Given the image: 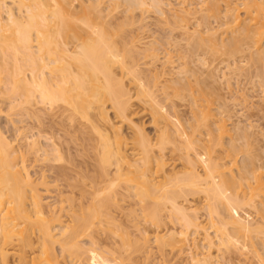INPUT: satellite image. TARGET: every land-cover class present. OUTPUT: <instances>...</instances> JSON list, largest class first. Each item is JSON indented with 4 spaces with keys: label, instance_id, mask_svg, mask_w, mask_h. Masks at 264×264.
I'll use <instances>...</instances> for the list:
<instances>
[{
    "label": "bare ground",
    "instance_id": "obj_1",
    "mask_svg": "<svg viewBox=\"0 0 264 264\" xmlns=\"http://www.w3.org/2000/svg\"><path fill=\"white\" fill-rule=\"evenodd\" d=\"M187 1L181 0L172 18V27L183 31L184 39L177 37L186 39V44L177 47L182 62L175 70L171 58H165L149 79L135 68L138 55L133 46L139 33L129 36L133 30L124 27L138 22L136 9L150 7L163 17L161 0H32V5L22 9L14 7L16 0H0V41H4L0 44V70L5 73L0 75V84L8 89L7 95L22 100L21 119L16 123H25L11 125L12 132L22 134L21 143L0 132V264H135L129 256H136L150 241L147 229L142 233L146 236L141 238L143 244L137 241L117 251L108 249L112 259L94 242V235L102 233L110 234L114 243L120 226L110 208H122L124 197L142 208L150 228L155 229L153 239L159 249L179 246L190 264H219L213 249L236 243L237 238L228 233L227 224L217 214L216 200L228 209L254 206L251 195L264 190V176L249 148L252 134L241 131L236 123L233 132L225 125L230 111L224 108L226 97L218 86V65L214 63L236 78L254 72L264 82V2L242 0L239 7L233 0H224V4L201 0L200 6L190 7ZM154 52L151 48L144 55L146 65L159 61ZM168 65L175 78L162 81V93L170 89L168 95L181 97L190 115L193 133L184 146L174 137L182 138L178 128L172 132L166 125L159 127L168 121V114L156 95L157 81L170 75L164 72ZM139 116H148L156 128L155 139L144 132V118L137 123ZM74 139H81L84 149L74 150L69 145ZM191 149L204 156L202 174L194 164L199 156L191 157ZM241 152L245 153L236 160ZM72 155L86 160L80 159L78 164ZM167 156L183 161L181 170L168 169ZM26 161L32 163L31 168L39 161L51 166L48 171L64 181L77 179L74 185H66L74 196L55 200L47 208ZM53 163L63 164L55 167ZM232 167H237L236 176ZM46 171L40 172L41 184ZM242 185L251 191L248 200L245 193L236 192ZM227 189L244 200L233 198ZM200 193L207 202L209 232L197 217L198 207L179 204L183 196ZM164 208L180 231L173 226L162 230L163 234L156 231L168 219L162 217ZM259 209L264 213V203ZM233 217V224L246 237L264 234V221L252 229L251 220L237 214ZM199 231L205 233L197 242ZM84 237L90 238V247L81 244ZM199 243L203 252L190 254Z\"/></svg>",
    "mask_w": 264,
    "mask_h": 264
},
{
    "label": "rangeland",
    "instance_id": "obj_2",
    "mask_svg": "<svg viewBox=\"0 0 264 264\" xmlns=\"http://www.w3.org/2000/svg\"><path fill=\"white\" fill-rule=\"evenodd\" d=\"M162 4H163V12H164V16L162 17L155 9L147 7V8H143V9H136L135 13L138 14L137 16V20L138 22L133 25V26H125L124 29L125 30H129L132 29L133 32L132 33H128V35H132V34H136L139 37V41L137 44L135 41V45L133 46L136 54L138 55L136 60H135V68L138 70L139 73H141L142 75L148 77L149 79L154 78L156 72H153V69L155 67H159V63L164 61L165 58L170 57L172 63V66H174L175 70L177 69V65H179L182 61L179 60V54H177L178 52V48L179 45L182 46V44H186V39H184V36L180 35L181 32L183 33L182 29L179 30L178 27H172L173 24V20H174V15H176V11L179 8V4L181 2V0H161ZM231 1V0H229ZM201 0H188L186 2V4H190V7H198L200 6ZM236 6L241 5L242 0H233L232 1ZM264 2V0H263ZM218 4H224V0H218L217 1ZM19 6L21 9L24 8V6H28V5H32V0H16V4L15 6ZM220 9H223L222 6L220 7ZM128 13V12H127ZM129 14V13H128ZM164 18H166L168 24L165 22ZM173 18V20H172ZM171 20V21H170ZM193 20V18L191 19V21ZM210 25L214 28H216L217 24L212 22V19ZM173 21V22H172ZM175 23V22H174ZM171 24V25H170ZM215 24V26H213ZM174 25V24H173ZM184 26V23L180 24ZM210 26V27H211ZM178 30H176V29ZM173 31H172V30ZM195 29V27L193 28ZM175 30V31H174ZM192 29H190L189 31L191 32ZM172 31V32H170ZM173 33V34H172ZM171 34V35H170ZM178 34L180 35V37L182 36V38H178ZM178 36V37H177ZM182 39V41L180 40ZM172 40V41H171ZM184 41V42H183ZM4 41H0V44L3 43ZM175 42H178V44H176ZM180 43V44H179ZM153 49L155 52L154 54L157 55L158 57V62H155L154 64H152L151 66L146 65V61L144 60V55L150 54L149 50ZM215 65V69L218 71H214L217 75V77L219 78V83L218 86L222 89L221 94H223L224 97H226L225 103H227V107L224 106V108H227L230 112L228 115L229 116V120H225V125L227 127V129H231L230 131L233 132L234 130L232 129L233 124L236 123V126L240 125L239 127H241V131H246L248 133H251L253 137L250 136V151L252 154H254L256 156V161H255V166L260 168V166L262 167L260 170V172H262V175L264 176V82L262 80H258V75L255 76L254 72L253 74H246L244 73L239 74V77L236 78L235 75H231L228 72V69L224 66H220V64H218L217 62L214 63ZM213 64V66H214ZM238 66H242L243 64H237ZM168 65L166 66V68L164 69V72L169 73L170 75H165L163 78H160V80L157 81V89H156V95L158 96V98L161 101V107L167 112L168 115H166V120H170L168 121H162V124L159 125L160 128H163L165 125L167 127V129H169L170 131H175L177 128L178 130H180L181 134H182V138L174 135V137L176 138V140L178 141V143H180L182 146L185 145V141H187V137L193 133L192 129H191V125L189 122V111H188V107L186 106V102L181 98V97H173L170 94L168 95V93L170 92V89L166 91V93H162V85L163 82L162 81H166L169 78H175V74H172V71H170V68ZM177 66V67H176ZM217 67V68H216ZM219 67V68H218ZM214 69V70H215ZM252 73V71H251ZM1 74H5L4 71L3 73L0 70V75ZM249 77L246 78L245 77ZM253 75V77H251ZM243 76V77H241ZM257 77V79L255 77ZM246 79H245V78ZM260 78V76H259ZM254 79V80H253ZM261 79V78H260ZM246 80H248L246 82ZM258 80V81H257ZM253 81V82H252ZM263 83H262V82ZM244 82V83H243ZM260 82V83H259ZM153 82H151L152 84ZM249 83V84H248ZM252 83V84H251ZM168 84V82H167ZM262 84V85H261ZM168 86V85H167ZM227 89V90H225ZM7 88H5L4 84H0V91L3 93L0 95V132H2V134L4 136L7 137L8 140H14L15 143H21V137L22 134L17 135V133L12 132L11 131V125H14L15 127H21L23 125H25V123H16V121L21 119V115L19 114L21 112V103L22 100H15V98L10 97V95H7ZM228 92V93H227ZM6 94V95H5ZM232 96H234L235 98H233ZM232 97V98H231ZM231 98V100H230ZM230 101V102H229ZM230 103V104H229ZM172 106H174V109L172 108ZM214 106H216L214 104ZM232 106V107H231ZM217 108V106H216ZM232 108V109H230ZM232 113V114H230ZM233 113H236L235 115ZM141 119V122L139 121L138 117H137V123H142V118H144L143 123L144 124L143 128H144V132L147 133L149 135L150 138L155 139V135L156 132L154 129H156L152 124L149 123L147 117H143V116H139ZM142 117V118H141ZM235 118V119H234ZM10 119L13 120V123H10ZM147 119V120H146ZM235 120V121H234ZM238 120V121H237ZM233 122V123H232ZM239 124H238V123ZM231 127V128H230ZM239 131V129H238ZM250 131V132H249ZM240 132V131H239ZM254 132V133H252ZM196 136H198L199 132L195 133ZM233 134V133H231ZM255 137V138H254ZM78 139V138H77ZM75 140V141H74ZM72 143H70L69 141V145L72 147L76 145H78L76 148L74 147V150H76L78 148V151L84 147L82 146V144L85 146L84 143L79 142L81 139H79V141H77L76 139H74ZM253 140V141H252ZM255 142V143H253ZM79 143H81V145H79ZM197 146V145H196ZM170 147V146H168ZM199 146H197L196 148L199 150L198 148ZM195 149L194 151L188 150V153L190 154L191 157H194L195 154L198 157V159L195 160V168L196 170L202 174L203 171V161L202 158L204 157L203 155H201L200 152H198V150ZM246 152V151H245ZM245 152H241L236 156V160H239L240 157L245 153ZM81 153V152H80ZM80 153H78L77 155H80ZM200 153V154H199ZM248 153V152H247ZM73 156V157H77L75 160L78 164L80 163V159H85L86 158H82L80 156ZM169 156V154H167ZM174 154V158L176 157ZM167 156V158H168ZM80 157V158H79ZM172 156L170 158H168V160L166 161L167 164V168L171 169L172 167L175 168V170H181V167H183V161H178L173 158ZM178 157V156H177ZM258 157V160H257ZM172 158L174 159V161L172 160ZM177 159V158H176ZM258 161V162H257ZM41 161L38 162V165L35 166L34 168H31L32 163H30L29 161H26V169L27 171L30 173L31 179L34 180L36 183H38L39 188H41L42 191V198H43V202L44 205L47 206V208H49L48 206H51L55 200L58 199H64L65 197H73L74 195H71L67 189L68 184H72L74 185L75 182H77L78 180L73 178V180L71 179L70 181H64L61 177L56 178L55 175L53 174V171H48V167L51 166H43L42 164H40ZM75 162V163H76ZM183 163V164H182ZM51 164V163H50ZM63 163H53L52 165H54L55 167L57 166H61ZM229 167V166H228ZM235 168L237 167H232V174L234 176H236L235 174ZM78 168H76L77 170ZM183 169V168H182ZM46 171L45 175V183L41 184V180L38 178L40 177V172L42 171ZM203 178L209 182L210 179L209 178H205V176H203ZM75 179V180H74ZM229 180V179H228ZM203 183V182H202ZM244 184V182H243ZM243 188L245 185H242ZM239 188L236 190V192L241 196L242 193H245V197L246 200H248L247 198H249L250 196V192L248 191L246 188ZM233 189V188H232ZM242 189V190H241ZM68 190V191H67ZM229 190V189H227ZM240 190V191H239ZM67 191V192H64ZM243 191V192H241ZM230 194L233 198H236L235 195V191H230ZM243 195V194H242ZM123 198V197H122ZM182 198V197H181ZM184 198V196H183ZM182 198V199H183ZM127 197H124V203L121 204L122 208L119 209H115V208H110V213L111 215L113 214L114 217H116V221H117V225L120 226V231L115 233V237L113 238L114 243H111V235L109 234H102V233H96L98 234V236L94 235V242L95 245L99 248L100 252H104L110 259L111 255H109L108 253V249H113L115 251L119 250L120 248H122V246H127L132 244V242H141V244H143L141 241V238L146 237L145 235H142V233L144 232L145 229H147V232L149 234H147V236H149L150 241L147 243V245L145 246V248H142V251L140 250V252H136V256L132 255L129 256L130 259H132L133 262L135 264H190V260H187L189 257L187 255V253L181 251V249L179 248V246H174V247H166L165 249L161 250L158 247V244H156L154 242V230L152 227L150 228L149 226V222L148 220L145 218L142 208L140 206H133V201L130 198H128L129 202H126ZM180 199V198H179ZM179 200V204L182 205L184 204V207L186 208H191L192 207H198L199 210L196 213L197 217H199V219L201 220L202 223H204V227L205 228H209V224L207 222L206 219V209H207V202L204 199V195L203 194H198V195H194L192 197V195H188L185 196L184 199H186V203L185 201ZM238 201H243L244 199H242L241 197L236 198ZM251 199L253 201H255V205L253 206L252 204L248 207V206H244L243 208L239 207H232L231 209L226 208V206L224 205L223 201H220V199L216 200L218 202V207H216V209L218 210V216L224 220V222L227 224V228L229 230V234H232V236L234 235V238H237L236 243H232L230 245H227V247L225 248H220V250L217 249H213L214 252H216L215 254H217L218 257H216L217 261L219 264H264V234L262 233H256L253 234V236H250V238L246 237V235H244V233H240L236 226L233 224L234 223V215L237 214V216H242L241 218H244L246 220H251L250 223L251 225H253L251 228L254 229L253 227H258L261 226V224H263L264 221V213L260 211L259 207L262 203H264V190L259 191L258 193H254L253 195H251ZM220 201V202H219ZM131 202V203H130ZM184 202V203H183ZM216 203V202H215ZM130 204V205H128ZM166 208H164L161 212L162 217L163 218H168V216L170 215V211ZM257 211V212H256ZM87 217L90 215L91 210H88L85 212ZM167 216V217H166ZM89 218V217H88ZM172 220V219H171ZM214 221V220H213ZM149 223V224H148ZM64 225V224H63ZM258 225V226H257ZM171 226L174 227L175 230L180 231L181 228L179 226L178 223H175L174 225H172L170 219H164V222H162V224L159 226L158 230L161 232V234L164 233V231L166 230V228H170ZM97 227V226H96ZM204 228V229H205ZM113 230V229H112ZM124 230V231H123ZM164 230V231H162ZM206 230V229H205ZM204 231V230H202ZM202 231H199L197 233H199L200 235H198L197 238V242L200 239L201 233ZM211 231V229H208V232ZM116 232V231H115ZM125 232V234H124ZM205 233V232H203ZM202 233V234H203ZM255 233V232H254ZM192 234L191 237H195L194 232L190 233ZM251 234V235H252ZM106 235V236H105ZM214 234H211V236H213ZM102 240H100L101 238ZM103 236V237H102ZM100 238V239H99ZM109 238V239H108ZM89 237H84V239L82 238L80 240L81 244H88L89 243ZM112 244V245H111ZM89 246V244H88ZM90 247V246H89ZM263 248V249H262ZM107 251V252H105ZM203 252V249L201 248V243H199V246H197V248H193L192 253L190 254H200ZM126 256V254L124 255ZM191 256V255H189ZM113 257V256H112ZM128 257V254H127ZM126 259V257H125ZM144 261V262H143ZM190 263H189V262ZM127 262V261H126ZM130 262V260H129ZM127 262V263H129ZM68 264V262H67ZM132 264V263H131Z\"/></svg>",
    "mask_w": 264,
    "mask_h": 264
}]
</instances>
